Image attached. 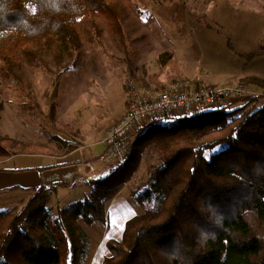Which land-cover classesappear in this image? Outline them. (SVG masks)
Returning <instances> with one entry per match:
<instances>
[{
  "label": "trees",
  "instance_id": "1",
  "mask_svg": "<svg viewBox=\"0 0 264 264\" xmlns=\"http://www.w3.org/2000/svg\"><path fill=\"white\" fill-rule=\"evenodd\" d=\"M98 14L118 23L109 0H0V79L19 80L15 63L22 56L50 71L34 47L54 49L59 40L78 51L75 25L88 19L95 27ZM243 102L189 112L171 126L164 123L168 118L144 123L132 140L135 154L91 181L92 192L58 209L55 218L48 202L65 185L29 189L18 213L0 211V264H87L90 242L80 220L109 228V205L148 146L158 163L144 193L140 188L135 195L152 206L126 221L121 240L108 242L102 264H264V94ZM30 148L0 135V171L7 170L4 161L29 155Z\"/></svg>",
  "mask_w": 264,
  "mask_h": 264
},
{
  "label": "rangeland",
  "instance_id": "2",
  "mask_svg": "<svg viewBox=\"0 0 264 264\" xmlns=\"http://www.w3.org/2000/svg\"><path fill=\"white\" fill-rule=\"evenodd\" d=\"M109 2L116 9L118 23L107 14L95 16L97 29L90 20H81L75 25L78 51L59 40L54 49L35 46L50 71L22 56L15 63L19 80L0 79V135L31 147L29 155L12 157L1 165L23 168L55 162L73 148L75 153L65 158L88 163L86 181L69 191L61 189L50 198L52 218L58 209L69 208L92 192L89 179L99 180L117 164L104 161V140L113 124L129 110L133 90L141 95L172 87L191 93L226 90V95L213 99L215 102L205 99L189 110L158 117L168 118L164 123L169 126L178 124L177 116L201 109L238 108L247 97L264 94V88L258 85L264 84V0ZM75 56L76 64L72 62ZM66 64H70L69 70L59 75ZM136 150L134 144L129 152L135 154ZM157 163V151L148 146L131 181L110 203V215H122L121 220H113L112 229L110 224L106 229L101 223L88 226L80 220L90 242L87 264H101L109 255L108 242L121 240L122 224L131 216L123 213L124 209L120 212L122 198L135 206L136 214L144 212L145 205L150 207L146 201L141 205L135 194L148 184ZM29 198L24 194L6 202L3 193L0 211L18 213Z\"/></svg>",
  "mask_w": 264,
  "mask_h": 264
},
{
  "label": "built area",
  "instance_id": "3",
  "mask_svg": "<svg viewBox=\"0 0 264 264\" xmlns=\"http://www.w3.org/2000/svg\"><path fill=\"white\" fill-rule=\"evenodd\" d=\"M225 92L224 89H218L191 93L183 88L172 87L158 93L141 95L136 89L133 90L129 110L122 119L113 124L104 140L106 146L104 161L109 163L122 160L131 148L134 129L143 123L177 110H189L205 99L215 102L213 99L226 95Z\"/></svg>",
  "mask_w": 264,
  "mask_h": 264
},
{
  "label": "crops",
  "instance_id": "4",
  "mask_svg": "<svg viewBox=\"0 0 264 264\" xmlns=\"http://www.w3.org/2000/svg\"><path fill=\"white\" fill-rule=\"evenodd\" d=\"M263 10H264V7H263ZM126 108L127 107L124 106L125 111H126ZM123 111L121 114H124L125 111L124 112ZM143 126H145V124H142L133 133V135L131 136L132 140L134 139L135 137L134 135H136L137 131L140 130ZM77 150H82V149L78 148ZM103 151H104V148L101 151L102 154H103ZM73 153H75V151L71 153H66L67 155L60 158L58 161H55V162L47 161V163L41 164L38 166H28V167H23V168H17V167L13 168V167L5 166V169L7 170L0 171V195L4 193L6 197L5 201L8 202V201H13L17 199L18 197L21 198L24 194L25 196L29 195V189L39 187L41 185H54V184L65 185L63 187H59L57 194L59 190L61 189H68L67 191H69L75 188L77 184H80V182H84L87 180L86 177L88 173L86 172V168H87L88 163H85L83 159L82 160L80 159L78 161L77 160L70 161L68 158H65L68 155L73 154ZM38 157H41V156L38 155ZM63 158L64 160H62ZM45 159L47 160L48 158H45ZM88 160H91V159H88ZM93 165L94 163L89 165V168L91 170H92ZM94 178L89 179L87 182L92 181ZM110 206L111 207H109V220H110V228L112 229L113 220L114 219L121 220L120 216L122 215H118L117 217L114 215H110L111 214L110 208H112V205ZM134 207L135 206L127 198L121 199V205L119 206L120 212H122L124 209L123 213L125 214L128 213L129 215H131L128 218H126V220L122 224L123 230H124L126 221L136 215Z\"/></svg>",
  "mask_w": 264,
  "mask_h": 264
}]
</instances>
